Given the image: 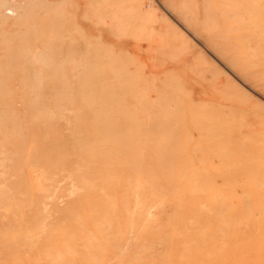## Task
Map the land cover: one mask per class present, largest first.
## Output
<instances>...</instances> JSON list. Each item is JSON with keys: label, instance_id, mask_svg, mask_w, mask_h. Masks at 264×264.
<instances>
[{"label": "rangeland", "instance_id": "obj_1", "mask_svg": "<svg viewBox=\"0 0 264 264\" xmlns=\"http://www.w3.org/2000/svg\"><path fill=\"white\" fill-rule=\"evenodd\" d=\"M120 1L0 0V264H264V0Z\"/></svg>", "mask_w": 264, "mask_h": 264}, {"label": "bare ground", "instance_id": "obj_2", "mask_svg": "<svg viewBox=\"0 0 264 264\" xmlns=\"http://www.w3.org/2000/svg\"><path fill=\"white\" fill-rule=\"evenodd\" d=\"M58 1L59 0H50V2L53 4L57 3ZM167 1L170 2V4L168 2L167 3L170 5V7H172V5H171L172 1L171 0H167ZM118 4H122V0L116 4H111L108 7L106 5L97 6V9L102 7L104 11L108 12V14H106V16H108V22H109L111 30L114 29L113 31H117V28L126 26L127 22H128V19L123 21V19H120V16L117 14L116 11L118 10V8H121V5H118ZM181 5L184 7L185 6L184 2H182ZM134 6L136 7V9H138V12H141L143 10V3H141V2H137L136 5H134ZM188 13L190 14V11L186 10L185 7L180 11L179 15H181L183 21L188 22V20H191L190 15H188ZM77 14H78V12H77ZM78 15H80V14H78ZM72 27H73L72 30L76 29V31H77V29L83 30L84 27L86 28V25H84V23L74 21V23L72 24ZM127 27H129V26L127 25ZM105 30L107 31V34L103 33L104 29L103 30L99 29L98 36L105 38L107 42H110V43L112 42L111 43V52H113V54L115 55V58H117L121 54V52L123 51V52L130 53L131 58L133 57V58H137L140 60L142 53L145 52L144 49H146V47H149V45L151 47H153L152 45H154L153 43H149V45H146L145 47H143V45L140 42H136V41L130 42L128 40H123V41L118 40V42L114 43L115 40L110 38L111 36L108 33L109 28L108 29L106 28ZM80 38L82 39L81 40L82 42L77 43L76 39H74L72 36L70 37L71 42H70L69 50L71 51V53L74 54V52L81 46V44L87 45V39L85 38V36H82ZM116 45H117V49H115ZM151 47H150V49H151ZM146 53L148 56H152L154 54V53L152 54L150 52H146ZM73 54L71 56H73Z\"/></svg>", "mask_w": 264, "mask_h": 264}]
</instances>
